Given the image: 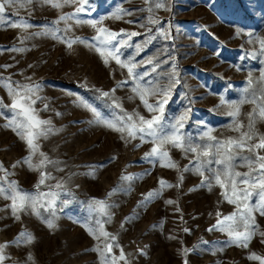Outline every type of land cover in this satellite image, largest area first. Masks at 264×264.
<instances>
[{
    "label": "rangeland",
    "instance_id": "374dc122",
    "mask_svg": "<svg viewBox=\"0 0 264 264\" xmlns=\"http://www.w3.org/2000/svg\"><path fill=\"white\" fill-rule=\"evenodd\" d=\"M164 2L165 8L149 13L145 0H89L88 11L79 15L83 20L101 21L102 26L114 32L123 29L141 33L127 43H138L144 50L137 55L134 47H124L121 59L134 56L141 61L151 57L159 65L149 77L153 83L167 87L172 79L179 81L171 88L164 116L171 120L187 111L182 130L186 137L197 143H210L207 138L199 139L208 129L221 140L237 137L239 134L232 130L234 118L225 114L228 109L226 104H221V97L228 102L252 99L255 90L258 98L264 87L260 82L264 55L260 54L256 39H264V0ZM121 9L131 11L132 15L113 18V13ZM74 10L75 5L60 9L44 4L43 0H34L20 11L19 17H11L14 21H26L30 28L0 27V65H12L0 72L18 82L39 85L42 100L35 107L40 118L51 120L56 129L39 140L40 150L57 163L47 165L44 171L53 178L37 189L40 173L18 163L29 153L25 141L6 126L3 116H0V162L9 172L8 180L24 192L59 193L52 210L54 229L44 222L53 218L48 211L41 209L39 217L24 212L17 221L11 214V201L0 197V243H9L5 264H101L99 253L93 250L98 242L90 235L87 222L108 218L97 215L91 207L94 198L111 205L114 215L105 223V229L117 237L113 254L119 256V249L123 248L130 264H183L184 260L188 264H261L260 260L249 257L255 253L264 258V237L255 235L245 248L227 246L226 233L208 231L217 223V212L227 216L236 211V206L223 199V190L218 186L208 191L200 187L203 178L194 171H181L192 167V154L168 146L169 155L179 169L162 167L159 162L145 158L152 143L122 140L121 133L96 122L91 110L84 107L81 98L103 118L113 121L125 113H139L146 118L152 115L132 91L136 85L126 68L110 57L105 64L106 57L87 43H74L69 48L64 42L63 38L88 40L96 35V30L87 23L59 21L61 15ZM150 15L161 23H148ZM68 25H71L69 30L63 31ZM149 28L151 32L147 31ZM161 28L168 31V39L159 35ZM151 36L156 39L145 44ZM13 48L25 51H11ZM126 80L129 82L122 84ZM105 91L110 92L109 98L102 96ZM0 97L5 104H11V97L3 87ZM158 98L149 96V103ZM113 99L120 108L113 106ZM44 103L48 104V110H44ZM256 107L252 103L241 106L239 119L245 125L247 114ZM0 111L6 117L14 115L2 106ZM254 119L256 130L264 134V118L257 112ZM260 154L264 155V150ZM38 162L37 154L33 163ZM93 169L94 174H90ZM248 170L244 166L236 168L241 173ZM125 175L136 178L131 181V187L122 180ZM3 176L4 172L0 171V177ZM161 178L179 186L161 189L158 183ZM57 183L64 187L57 188ZM156 191L162 194L148 200V193ZM169 199L175 203L167 204ZM252 202L255 203V198ZM255 216L258 232H264V216L258 213ZM21 232L32 234L34 240L18 243ZM185 249L189 250L187 254Z\"/></svg>",
    "mask_w": 264,
    "mask_h": 264
},
{
    "label": "snow or ice",
    "instance_id": "6c2138e0",
    "mask_svg": "<svg viewBox=\"0 0 264 264\" xmlns=\"http://www.w3.org/2000/svg\"><path fill=\"white\" fill-rule=\"evenodd\" d=\"M33 2L34 0H0V27L13 29L30 28L31 25L26 21H14L11 17H19L20 11L31 6ZM43 3L60 9L65 5H75L74 13L61 15L59 21L67 23L70 20H75L77 24L87 23L96 30V35L88 40H82L79 37H76L74 40L63 38L64 42L69 48L74 43H87L90 47H94L101 56L106 57L104 60L105 64L108 63L107 58L110 57L117 65L126 68L129 78L136 85L132 88V91L138 95L148 113L152 114L151 118H146L139 113H125L118 118V121H113L103 118L95 107L81 98L84 107L90 109L94 114L96 122H102L106 127L121 133L122 140L130 142L131 140L139 139L142 142L147 141L152 143L153 147L146 154L145 158L152 160L153 163L159 162L162 167L179 169V165L169 155L168 146L180 149L186 155L192 154V167H185L181 171H194L196 175L203 178L200 187H205L208 191H211L214 185L218 186L223 190L221 193L223 199L229 204L236 206V211L227 216H222L221 213L217 212V223L208 229V231L216 230L226 233L229 238L225 241L227 246L235 245L247 248L255 235L259 234L261 237H264V232H258L259 225L256 222L255 216L256 213L264 216V155L260 154V150H264V134H260L256 130L254 119V114L257 112L260 118H264V87L260 89L258 98L255 90L251 93L252 99L245 97V99L240 101L228 102L221 97V104H226L228 109L225 114L234 118L232 130L239 134L237 137H228L221 140L211 135L212 130L208 129L199 139L204 140L207 138L210 143H197L192 138L186 137L182 131L187 119V111L173 117L171 120H166L164 116V107L168 103L171 88L173 84L179 83V81L172 79L167 87H161L158 82L153 83L149 77L156 72L159 65L151 57L141 61H137L134 56H130L126 60L121 59V49L124 47H134L137 55L144 50L138 43L135 45L127 43L131 37L141 35V33H129L123 29L119 32H114L102 26L101 21L81 19L79 14L88 11L89 0H43ZM145 3L149 4L147 8L149 13H154L155 9L166 7L164 0H145ZM153 4L154 7L152 6ZM123 15H132V12L121 9L117 13H113V18L122 19ZM147 20L150 24L161 23L153 15L148 16ZM59 21H56V23H59ZM128 22L136 23L135 21ZM140 26L145 27L143 24ZM70 27L71 25H68L63 31L67 32ZM147 31L151 32L152 29L149 28ZM159 35L164 39L169 38L168 31L163 28L160 29ZM249 35L251 36L252 34L249 33ZM56 38L62 39L59 36ZM155 39V36H151L145 44ZM256 39L260 44V54L264 55V39L259 37ZM11 51L24 52L25 49L13 48ZM149 65H151V68L148 67ZM11 67V64L0 65V69L3 70ZM138 68H143L144 71H135ZM27 79L30 80L31 78ZM128 82L126 80L122 84H127ZM260 82L264 84V71L261 72ZM249 83L251 84V80ZM0 87L5 88L7 94L11 97V104H5L3 98L0 97V106L14 113L11 117H6L4 112L0 111V116L5 117L7 121L6 126L15 131L25 141L29 155L22 158L18 163L27 164L33 171L40 173L39 182L36 185L38 189L41 185L45 184L47 179L53 178L50 172L44 171V169L48 164L55 165L57 163L40 150L39 140L47 138L56 129L53 127L51 120L40 118L39 110L35 107L37 101L42 100L39 96V85L18 82L13 80L11 76H3L2 72H0ZM112 91H115V89ZM245 91L247 92L248 90L246 89ZM102 96L109 98L110 92L105 91L102 93ZM149 96L159 98L154 103H149ZM257 100H259V103H257ZM112 103L116 108L121 107L114 99ZM244 103L257 105L252 112L247 114V125L239 119L241 106ZM48 107V104L44 103V110H48ZM56 115L61 114L56 113ZM37 154L39 155V162L34 164L33 157L37 156ZM112 159H115V157ZM238 162H243V164L241 165ZM15 166L13 165V167ZM239 166L247 167L249 170L244 173L236 171V168ZM0 171L4 172V176L0 177V197L11 201V214L15 220H21V214L24 212L33 213L38 217L42 216L41 209H43L53 215L52 219L46 218L44 222L49 229H54L56 224L54 223V213H52V210L56 206L59 193L41 192L39 195H31L21 190L15 182L8 180L9 172L3 168L2 162H0ZM94 171L93 169V172L90 174H94ZM134 179L136 178L131 175L122 177L123 181L128 182L129 187H131V181ZM180 180L183 181L182 175ZM158 183L161 189L179 186L170 184L163 178ZM56 187L63 188L64 184L57 183ZM161 194V191L150 192L147 199L151 200L153 196H160ZM254 198L255 203L252 202ZM64 203L67 204L69 201H64ZM166 203L171 205L175 201L169 199ZM91 207L95 209L97 215L108 218L107 220L96 218L87 222L90 235L98 242L93 250L99 253L101 264H118L119 261H123L124 264H130L123 248L119 249V256L113 254V247L116 244L117 237L105 229V223L110 222L112 215H114L110 211L111 205L103 200L94 198ZM177 210L179 211V209ZM185 231L189 230L185 229ZM33 240V235L27 232H21L17 238L18 243L21 241L31 243ZM8 246V242L0 243V264H5V249ZM188 251L185 249V254ZM249 258L260 260L261 264H264V258L255 253H252ZM183 264H188V261L184 260Z\"/></svg>",
    "mask_w": 264,
    "mask_h": 264
}]
</instances>
